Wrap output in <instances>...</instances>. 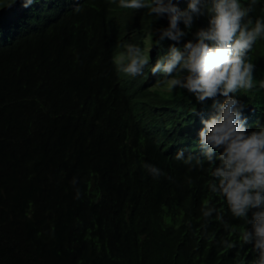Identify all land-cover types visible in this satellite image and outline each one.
Here are the masks:
<instances>
[{"label":"trees","instance_id":"obj_1","mask_svg":"<svg viewBox=\"0 0 264 264\" xmlns=\"http://www.w3.org/2000/svg\"><path fill=\"white\" fill-rule=\"evenodd\" d=\"M173 3L184 10L188 2ZM251 17L264 18V0ZM167 24L118 0H37L29 8L0 0V264L255 259L242 242L244 222L210 191L207 163L201 169L174 159L181 149L203 159L198 133L213 110L211 100L164 90L151 74L174 43H155ZM207 24L196 19L191 33ZM146 37L143 75L118 71L128 62L123 45L145 53ZM249 57L254 87L237 95L253 131L264 125V39ZM145 163L165 175L153 179ZM206 204L217 210L208 218Z\"/></svg>","mask_w":264,"mask_h":264},{"label":"clouds","instance_id":"obj_2","mask_svg":"<svg viewBox=\"0 0 264 264\" xmlns=\"http://www.w3.org/2000/svg\"><path fill=\"white\" fill-rule=\"evenodd\" d=\"M36 2L19 0L24 8ZM257 3L258 0L247 4L241 0H188L187 8L181 10L173 0H118L122 9H148L150 16L167 19V27L156 30L159 38L155 43L161 46L166 39L174 43L151 67V74L159 76L157 83L166 84L169 90H185L198 104L212 101L213 114L201 120L203 127L198 133L203 159L191 154L185 158L183 149L174 159L186 165L195 161L194 166L201 169L207 163L210 191L218 194L233 218L246 226L242 242L252 245L255 253L250 264H264V125L257 124L255 130L249 131L242 117L245 105L237 94L254 87L256 65L249 53L258 40L264 39V18L251 17ZM200 17H207V27L191 33ZM181 41H185L182 47H177ZM123 47L125 53L121 55H126L128 62L118 64V71L132 78L143 75L149 64L143 49L132 43ZM259 87L264 89V80L259 81ZM143 168L153 179L165 175L148 163ZM72 183H76L75 179ZM216 212L207 204L202 208L205 218Z\"/></svg>","mask_w":264,"mask_h":264},{"label":"rangeland","instance_id":"obj_3","mask_svg":"<svg viewBox=\"0 0 264 264\" xmlns=\"http://www.w3.org/2000/svg\"><path fill=\"white\" fill-rule=\"evenodd\" d=\"M185 1L188 2V0H185ZM195 21H196V20H195ZM144 41H145V42H144V43H145V47H144V49H145V53H144V55L147 56V55H148L147 52H148V50H149V48H148V37H146ZM146 54H147V55H146ZM122 60H123L122 57H119V58H118V61H122ZM164 85H165V87H163L162 89H164V90H165V89H166V90H169L168 86H167L166 84H164Z\"/></svg>","mask_w":264,"mask_h":264}]
</instances>
